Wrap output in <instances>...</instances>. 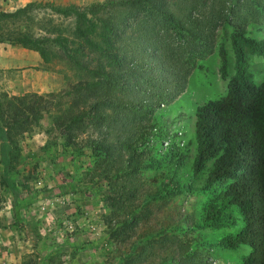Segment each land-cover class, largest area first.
<instances>
[{
  "label": "trees",
  "instance_id": "trees-1",
  "mask_svg": "<svg viewBox=\"0 0 264 264\" xmlns=\"http://www.w3.org/2000/svg\"><path fill=\"white\" fill-rule=\"evenodd\" d=\"M185 1L104 0L67 7L48 2L42 6L64 18H74L71 39L33 37L27 33L15 35L14 32L4 41L36 50L41 57L46 43L55 44L71 66L85 71L86 80L79 81L77 88L88 90L89 101L85 100L80 108L67 114L62 123L65 137L59 138L55 151L63 149L71 158L79 154L87 156L90 151V156L101 157L105 162L106 167L100 171L92 169V175L95 179H104L107 186L103 190L100 185L87 189L101 190L100 204L107 210L105 238L123 243L151 212L146 206L137 212L133 206L139 187L136 180L142 167L155 168L175 162L178 168L186 156L174 144L175 131L167 135L157 130L161 139L159 146L163 144V137L172 139L167 151L153 158L150 155L154 146L148 143H154L155 133L149 129L142 134L140 128L162 103L172 101L184 91L195 61L217 47L220 76L227 78L226 93L194 109L195 154L191 172L188 171L190 186H180L181 179H174V171L168 175V187L159 188L156 194L164 197L175 190L191 189V181L201 172L206 173L204 184L197 188L206 195L202 228L218 231L234 227L233 232L221 237L220 244L227 249L250 248L242 254L239 264H264V78L254 82L248 64L249 56L264 55V38L248 35L244 17L238 16L230 6L238 0H198L188 7L181 4ZM33 6L29 2L13 12L0 11V23L6 17L26 14ZM234 16L239 19L238 23L232 22ZM227 27H231L229 39L234 65L231 74L221 36V29L224 33ZM105 87L112 91L107 94ZM0 109L2 183L10 190L12 207H15L25 201V198L17 200L20 192L9 179V129L15 121L4 120L5 106L0 104ZM77 124L90 129L83 144L74 141L71 135ZM156 194L145 193L150 198ZM186 216L177 212L176 224L167 223L161 232L175 230L186 234L188 227L178 224ZM237 223L240 225L236 228ZM153 235L149 232L144 236L152 243L151 249L155 248L153 243L164 246L165 242L168 245V241L175 239L171 241L175 244L171 252L161 254L154 262H149L153 259L151 255H155L151 249L149 252L144 249V254L137 253L130 259L123 252L119 254L123 259L119 264L206 263L195 243L185 239L186 235L181 238H169L166 233L157 238ZM133 247L131 244L130 248ZM31 263L40 264L32 256Z\"/></svg>",
  "mask_w": 264,
  "mask_h": 264
},
{
  "label": "rangeland",
  "instance_id": "rangeland-1",
  "mask_svg": "<svg viewBox=\"0 0 264 264\" xmlns=\"http://www.w3.org/2000/svg\"><path fill=\"white\" fill-rule=\"evenodd\" d=\"M28 1L22 5L21 0H0V11L4 12H13L29 2L34 3L26 14L6 17L0 23V104L5 106L4 120L15 121L9 129V179L20 192L17 200L25 198L22 204L12 207V194L2 183L3 166L0 162V264H32L31 256L40 264H119L123 261L119 254L123 252L128 253L130 259L136 257L137 253L144 254V249L150 251L152 243L144 237L149 232L154 233L153 237L156 238L164 233L169 238L186 235L185 239L195 243L196 250L204 255L205 264H239L242 254H246L250 248L226 249L220 244L221 237L235 228L213 231L201 226L206 195L197 188L204 184L206 173L201 172L191 181V189L175 190L164 197L156 194L159 188L168 187V175L174 171V179H181L180 186H190L188 171L191 172L195 154L194 109L199 104L218 100L226 93L227 78H222L219 73L217 47L211 54L195 61L196 66L188 76L184 91L172 101L162 103L151 119L142 123L140 133L149 129L155 133L154 143H148L154 146L150 156L159 158L167 151L172 139L163 137V144L159 146L161 139L157 130H163L167 135L175 131L174 144L179 147V152H186V156L178 168L175 162H166L155 168L142 167L136 180L139 187L133 206L137 207V212L142 211L144 206L151 212L135 227L131 238L123 243L105 238L104 215L107 210L100 204L99 196H102L100 192L107 185L104 179H95L92 175V169L102 170L106 167L105 162L101 157L90 156V151L87 156L79 154L75 158L65 154L63 149L55 153L59 138L65 137L62 123L67 114L80 108L85 100L89 101L88 90L77 88L79 81L86 80L85 71L71 66L61 54V48L55 44L46 43L45 53L41 57L36 50L4 41L14 32L15 35L27 33L33 37L72 38L73 17L64 18L43 7L42 4L48 1ZM96 1L104 0L52 2L67 7L72 4L85 6ZM196 1L186 0L181 4L188 7ZM230 6L238 16L244 17L249 36L264 38V0H238ZM171 8L177 11L174 5ZM238 20L234 16L232 22L238 23ZM230 31L231 27H227L224 33L221 29L229 74L234 72ZM248 64L254 82L259 83L264 78V55L249 56ZM111 91L112 88L105 87L107 94ZM39 96L42 97L41 101ZM153 123L157 126L153 127ZM76 126L78 129L75 128L71 135L74 141L83 144L90 129L80 124ZM114 158V162H117L118 158ZM99 185L101 190L87 189ZM147 192L156 194L155 198L146 197ZM177 212L188 216L178 223L188 227L186 234L175 230L161 232L167 223L176 224ZM239 225L237 223L236 228ZM171 241H168V245L165 242L164 246L153 243L155 248L151 250L155 255H151L153 259H149V262L157 261L165 252H171L175 245ZM131 244L133 248H130Z\"/></svg>",
  "mask_w": 264,
  "mask_h": 264
},
{
  "label": "crops",
  "instance_id": "crops-1",
  "mask_svg": "<svg viewBox=\"0 0 264 264\" xmlns=\"http://www.w3.org/2000/svg\"><path fill=\"white\" fill-rule=\"evenodd\" d=\"M23 1L21 4L24 5L26 3L27 0H21ZM29 1H32V0H29ZM28 1V2H29ZM36 1V0H35ZM43 1H48V2H52V1H55V2H62V3H65L66 0H43ZM36 61V59H35Z\"/></svg>",
  "mask_w": 264,
  "mask_h": 264
},
{
  "label": "clouds",
  "instance_id": "clouds-1",
  "mask_svg": "<svg viewBox=\"0 0 264 264\" xmlns=\"http://www.w3.org/2000/svg\"><path fill=\"white\" fill-rule=\"evenodd\" d=\"M220 73V72H219ZM242 247V246H241ZM240 248V247H239ZM227 249V248H226Z\"/></svg>",
  "mask_w": 264,
  "mask_h": 264
}]
</instances>
